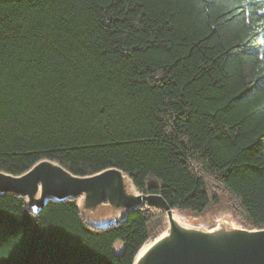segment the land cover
Here are the masks:
<instances>
[{
	"label": "trees",
	"instance_id": "obj_1",
	"mask_svg": "<svg viewBox=\"0 0 264 264\" xmlns=\"http://www.w3.org/2000/svg\"><path fill=\"white\" fill-rule=\"evenodd\" d=\"M45 159L264 228V0H0V171ZM78 203L0 193V264H134L164 230L156 207L94 228Z\"/></svg>",
	"mask_w": 264,
	"mask_h": 264
},
{
	"label": "water",
	"instance_id": "obj_2",
	"mask_svg": "<svg viewBox=\"0 0 264 264\" xmlns=\"http://www.w3.org/2000/svg\"><path fill=\"white\" fill-rule=\"evenodd\" d=\"M7 192L25 197L34 214L50 200L77 198L81 215L94 228L122 222L137 207L163 210L165 231L141 247L134 264H264V228L228 221L213 228L181 224L162 195L140 192L129 175L118 168L78 176L45 159L22 175L0 171V193Z\"/></svg>",
	"mask_w": 264,
	"mask_h": 264
},
{
	"label": "rangeland",
	"instance_id": "obj_3",
	"mask_svg": "<svg viewBox=\"0 0 264 264\" xmlns=\"http://www.w3.org/2000/svg\"><path fill=\"white\" fill-rule=\"evenodd\" d=\"M182 215L184 217L185 222H187L188 224L193 225V226H201V227H205V228L216 227L218 225V223L222 222V221H224V222L225 221L236 222L237 224L243 225L238 220L235 219V217H234V215H233V213L229 207V201L226 197H224L223 203L220 206H216L214 208V211L207 212L204 215H198V216L193 215V214L192 215L187 214V213H184V214L182 213ZM165 229H166V224L164 222L163 232L165 231ZM153 239H151V240H153Z\"/></svg>",
	"mask_w": 264,
	"mask_h": 264
},
{
	"label": "bare ground",
	"instance_id": "obj_4",
	"mask_svg": "<svg viewBox=\"0 0 264 264\" xmlns=\"http://www.w3.org/2000/svg\"><path fill=\"white\" fill-rule=\"evenodd\" d=\"M173 216H174L175 220H177V221L180 222L181 224H188V223L185 222L183 215H182L180 212H178L177 210H174V211H173ZM228 223H229V224H233V225H237L236 222H229V221H228ZM146 247H147V246H145V247L143 248V250H145Z\"/></svg>",
	"mask_w": 264,
	"mask_h": 264
}]
</instances>
